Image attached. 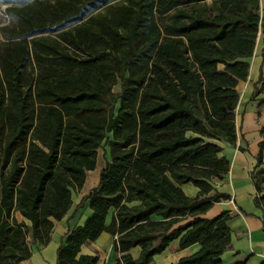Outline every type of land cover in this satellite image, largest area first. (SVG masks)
Segmentation results:
<instances>
[{"label":"trees","instance_id":"16d2710c","mask_svg":"<svg viewBox=\"0 0 264 264\" xmlns=\"http://www.w3.org/2000/svg\"><path fill=\"white\" fill-rule=\"evenodd\" d=\"M2 5L0 264L29 259V237L50 242L102 147L100 183L76 208L88 202L93 213L68 232L58 264H101L81 251L105 231L117 236L115 264H153L176 239L181 248L201 247L175 264H223L231 215L203 214L231 197L213 184L231 166L215 140L237 143L238 85L264 33L261 0ZM262 94L263 71L254 96ZM261 133L252 177L255 203L264 207V126ZM189 182L200 188L196 196L183 190Z\"/></svg>","mask_w":264,"mask_h":264},{"label":"crops","instance_id":"0c3cea01","mask_svg":"<svg viewBox=\"0 0 264 264\" xmlns=\"http://www.w3.org/2000/svg\"><path fill=\"white\" fill-rule=\"evenodd\" d=\"M262 10H264V0H261ZM248 60L251 64L249 77L247 81H241L238 85L241 97L235 110L238 127L237 143L215 140L223 148L220 155L225 156L230 161V170L224 174L222 179L215 178L213 180L218 191L235 196L236 204L243 212V216L236 211L229 198L215 202L203 214L206 217H215L227 211L231 215L228 225L231 229L232 245L221 257L223 264H235L244 259H247V264L264 262V207L257 206L255 203L254 197L257 190L252 177V173L258 165L259 144L263 140L261 129L264 126V104H260L259 100L264 95L254 96L255 83L259 80L262 71L264 72V33L262 27L258 34L254 55ZM106 165L107 162L100 167L95 179L90 180L89 173L95 172L100 166L98 155L97 167L88 172L86 182L81 190L83 192L82 197L99 185L101 172L106 168ZM88 184H90L89 189L86 188ZM182 188L188 196H196L200 190L191 182L183 184ZM82 197L77 200L75 208L72 207L62 220L55 221V228L47 245L35 242L29 237L32 245V256L20 264H58V248L65 240L68 232L84 224L85 220L93 213L88 202H86L85 207L75 213ZM17 216L19 220L25 219L19 212ZM26 221L31 224L30 221ZM116 237L105 231L95 241L84 244L81 253L98 254L101 264H115L120 256L114 245ZM179 243L180 239L172 241L162 253L155 255L153 264H175L180 258L192 255L201 247L199 242L185 248H181ZM140 251L141 247L136 246L130 252L137 258Z\"/></svg>","mask_w":264,"mask_h":264},{"label":"rangeland","instance_id":"374dc122","mask_svg":"<svg viewBox=\"0 0 264 264\" xmlns=\"http://www.w3.org/2000/svg\"><path fill=\"white\" fill-rule=\"evenodd\" d=\"M261 15H262V16L264 15V10L261 11ZM6 18H7V16L4 14L3 10L0 9V21L3 22V21L6 20ZM117 89H119V87H118ZM107 155H108V153H107V154L105 153V148H104V147H102V148L99 149V160H100V166H99V168H98L95 172H90V173H89V178H90V180H94V179H95L97 173L100 171V167H101L102 165H104V164L107 162V160H108V156H107ZM89 187H90V184L86 185V188L89 189ZM82 194H83L82 191H80V192L74 194V204H75V205H73V209L75 208V206H76V204H77V200H80V199H81ZM80 209H81V208H80ZM80 209L76 210L75 213H76L77 211H79ZM30 238H31V237H30ZM29 240L31 241V239H29Z\"/></svg>","mask_w":264,"mask_h":264},{"label":"built area","instance_id":"2783aa9c","mask_svg":"<svg viewBox=\"0 0 264 264\" xmlns=\"http://www.w3.org/2000/svg\"><path fill=\"white\" fill-rule=\"evenodd\" d=\"M229 201L234 205V208L236 209V211L243 216V212L240 210V208L236 204L235 196L232 195L229 198Z\"/></svg>","mask_w":264,"mask_h":264},{"label":"clouds","instance_id":"9594fccd","mask_svg":"<svg viewBox=\"0 0 264 264\" xmlns=\"http://www.w3.org/2000/svg\"><path fill=\"white\" fill-rule=\"evenodd\" d=\"M0 7L7 8V7H8V5H2V6H0Z\"/></svg>","mask_w":264,"mask_h":264}]
</instances>
